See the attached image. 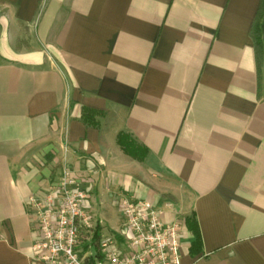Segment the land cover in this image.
<instances>
[{
	"label": "crops",
	"instance_id": "obj_1",
	"mask_svg": "<svg viewBox=\"0 0 264 264\" xmlns=\"http://www.w3.org/2000/svg\"><path fill=\"white\" fill-rule=\"evenodd\" d=\"M260 4L0 0V264H37L27 200L64 167L91 208L131 195L180 221L182 264H264Z\"/></svg>",
	"mask_w": 264,
	"mask_h": 264
},
{
	"label": "built area",
	"instance_id": "obj_2",
	"mask_svg": "<svg viewBox=\"0 0 264 264\" xmlns=\"http://www.w3.org/2000/svg\"><path fill=\"white\" fill-rule=\"evenodd\" d=\"M90 191V180L64 167L43 197L28 198L37 264H182L180 221L166 222L151 201L123 195L119 229L102 234Z\"/></svg>",
	"mask_w": 264,
	"mask_h": 264
},
{
	"label": "trees",
	"instance_id": "obj_3",
	"mask_svg": "<svg viewBox=\"0 0 264 264\" xmlns=\"http://www.w3.org/2000/svg\"><path fill=\"white\" fill-rule=\"evenodd\" d=\"M250 34L256 51V56L257 58L260 59L262 52H264V0H261V4L257 12V19L254 21L252 25ZM94 114L95 112L85 109L82 115L83 121L90 124L94 123L93 120ZM118 141L121 147L123 148V150L126 151L127 153L132 154L134 151L141 152L140 150L134 148V145H132V141L125 134H120L118 137ZM186 222L188 223L189 228L195 235V241L193 242V247L199 248L200 236L196 229V224L194 220L191 219L190 220L186 219Z\"/></svg>",
	"mask_w": 264,
	"mask_h": 264
},
{
	"label": "rangeland",
	"instance_id": "obj_4",
	"mask_svg": "<svg viewBox=\"0 0 264 264\" xmlns=\"http://www.w3.org/2000/svg\"><path fill=\"white\" fill-rule=\"evenodd\" d=\"M92 200H90L91 203L93 202ZM91 212L100 220L102 234L110 235L111 232L119 229L120 216L117 208L111 207L110 205L100 208L95 204V208H91Z\"/></svg>",
	"mask_w": 264,
	"mask_h": 264
}]
</instances>
